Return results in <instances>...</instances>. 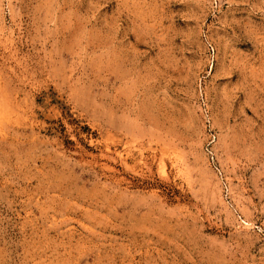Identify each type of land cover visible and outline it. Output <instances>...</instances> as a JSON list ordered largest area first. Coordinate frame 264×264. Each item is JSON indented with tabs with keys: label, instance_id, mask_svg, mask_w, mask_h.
I'll list each match as a JSON object with an SVG mask.
<instances>
[{
	"label": "rangeland",
	"instance_id": "rangeland-1",
	"mask_svg": "<svg viewBox=\"0 0 264 264\" xmlns=\"http://www.w3.org/2000/svg\"><path fill=\"white\" fill-rule=\"evenodd\" d=\"M0 264H264V0H0Z\"/></svg>",
	"mask_w": 264,
	"mask_h": 264
}]
</instances>
